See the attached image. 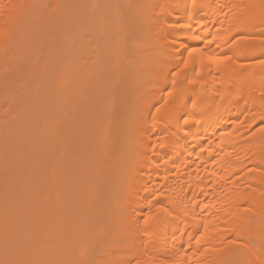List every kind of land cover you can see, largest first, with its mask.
Returning a JSON list of instances; mask_svg holds the SVG:
<instances>
[{"label":"bare ground","instance_id":"obj_1","mask_svg":"<svg viewBox=\"0 0 264 264\" xmlns=\"http://www.w3.org/2000/svg\"><path fill=\"white\" fill-rule=\"evenodd\" d=\"M80 1L0 0V264H264V0Z\"/></svg>","mask_w":264,"mask_h":264},{"label":"rangeland","instance_id":"obj_2","mask_svg":"<svg viewBox=\"0 0 264 264\" xmlns=\"http://www.w3.org/2000/svg\"><path fill=\"white\" fill-rule=\"evenodd\" d=\"M82 1L86 3V1H88V0H81L80 3H83ZM80 3H79V4H80ZM88 3H90V2L88 1ZM88 3H86V4H88ZM223 257H224V256H223ZM231 260L238 261V259H236L235 257L232 258ZM234 261H231V262H229V263H230V264H231V263H232V264H238V263H240L239 261L234 263ZM214 262L217 264L218 261L216 260V261H214ZM214 262L211 263V264H215ZM218 263H219V262H218ZM229 263H228V264H229Z\"/></svg>","mask_w":264,"mask_h":264},{"label":"snow or ice","instance_id":"obj_3","mask_svg":"<svg viewBox=\"0 0 264 264\" xmlns=\"http://www.w3.org/2000/svg\"><path fill=\"white\" fill-rule=\"evenodd\" d=\"M226 59H228V58L226 57ZM259 64L262 65V66H264V59L259 60ZM145 223L147 224L148 221H145Z\"/></svg>","mask_w":264,"mask_h":264}]
</instances>
